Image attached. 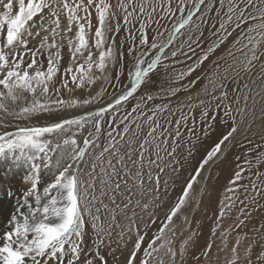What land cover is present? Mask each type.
I'll return each mask as SVG.
<instances>
[{
  "label": "snow or ice",
  "instance_id": "snow-or-ice-1",
  "mask_svg": "<svg viewBox=\"0 0 264 264\" xmlns=\"http://www.w3.org/2000/svg\"><path fill=\"white\" fill-rule=\"evenodd\" d=\"M132 3L133 0H128L127 4L124 0H118L115 6L125 13L123 16L125 24L130 22L129 18L136 11L135 8L131 12L128 11V5ZM218 3L220 7L216 9L217 15L225 7V3L227 4V12L225 13L226 19H222L219 28L215 33H212L217 36V40L210 44L203 51V54L196 59L195 66H189L186 71L178 73L175 79L182 80L185 76L193 73L227 41L228 37L240 30L239 35L236 36L227 50V55L231 57L232 63L228 64L223 70L217 63L211 75L206 78L207 83L202 90L204 95L211 97V101H219L216 105L217 109L223 107L225 117H230L232 120V126L207 152L199 167L196 168L195 174L187 182L178 202L171 208L166 219L161 222L158 232L154 234L147 247L143 248V257L139 258V264H151L156 259L154 254L160 253L161 250H164V255L175 256L172 241L167 238L166 233L172 231L170 225L173 218L187 203L193 185L197 182V178L201 175L205 165L221 153L222 147L225 146L226 142H230V139L239 130L236 117L232 115V105H237L235 112L240 116V123H244L246 117L253 119L256 117L257 104L262 105L260 111L262 118H264V0H218ZM189 4L191 7H188ZM202 6L204 12H201ZM213 7V0H178L176 8L173 9L172 0H166V6L161 5V10L165 14L161 19L176 17L177 12L179 16L176 17L171 29L167 31L166 39L158 40V38L164 37V33L157 31V35L152 37L151 43H149L145 32V24L142 22L139 30V43L143 50L134 56L135 63L128 71L129 84L124 87V90L118 96L114 97V103L119 105L132 97L146 82V78L149 77L150 73H153L162 60L168 58L169 54L172 58L177 57L179 54L191 59L192 57L188 56L183 48L187 46L189 52L195 54L192 44L199 47L203 36L200 24L195 21H203V17ZM45 10H47V16L44 15ZM93 10L96 17L95 25L92 22ZM155 11L156 8L153 7L152 12ZM139 12L141 14L145 13L143 5L139 7ZM197 13H200V15L198 16ZM148 15L149 22H151L152 13ZM61 16H65L67 20V25L64 27L61 25ZM37 18L40 20L39 27L50 33V35H44L40 39L39 45L35 49H30L28 47L29 38L34 35L32 29L36 26ZM114 19H117L116 12L108 0H0V126L8 127L5 121L9 117L28 119L42 112L59 111L62 105L75 107L79 104L87 105L91 103L95 97L82 101L78 99L66 101L58 98L60 88L55 86V77L60 71V64L63 59L61 51L63 44L57 42V37H60L61 40L67 39V47L70 53L71 63L64 70L65 77L71 75L72 83L77 88L85 84L91 85L98 79L106 78L104 74L109 63L115 67V38L113 37L112 43L106 46L107 34L113 31L110 21ZM204 22L206 23V21ZM46 24L47 26H45ZM233 24L234 27L229 30V26ZM242 26L245 27L242 28ZM93 28L94 37L91 35ZM73 30H75V35L71 37L69 34ZM182 30H188L187 40L183 41L178 48L171 49L170 46L173 45L178 34L183 35ZM119 31L120 24L117 23L115 32L118 33ZM194 32L200 33L195 40L192 38ZM129 35L131 36V33ZM35 36L39 37L40 32H36ZM92 40H94L95 49L99 52L96 59H93L91 50L93 44L90 41ZM134 41L135 37H133ZM233 48H235V53L232 51ZM134 50V47L129 48V55H132ZM152 50H154V54L149 59H145V57H149ZM44 52H47L46 69L43 68L42 61L37 59ZM85 53H87V57L83 60V63H79V58L83 57ZM29 56L31 62H26V57ZM120 58L123 59L122 52ZM218 59H223V57ZM257 65L259 70L253 77L252 83L259 80V90L251 89L249 84H244L243 88L249 91L243 94L244 104L239 106L241 97L237 95L235 100L229 99L227 82L231 81L238 84L241 74H251ZM97 72L100 75H96ZM122 74V70L116 73L117 81H119ZM199 79L200 77H197L196 81H192V85H195ZM62 86L68 87L66 78L63 80ZM187 87L185 86V90H187ZM177 91L179 89H173L169 94L175 95ZM231 91L238 92V89L232 88ZM53 95L57 98L54 99ZM256 97H261V99L257 100ZM147 99L151 100L153 97L149 95ZM249 100H251V107L248 103ZM204 103V100H200L201 105ZM53 105L56 107H53ZM111 107L113 105L109 104L108 108ZM167 107V105L157 106L153 110V115L156 111H163ZM106 111V108H100L96 115H102ZM133 111H136V109L134 108ZM207 115V110H205L202 116L207 117ZM83 119L84 117H74L47 126H17L15 132L6 131L0 134V158L5 157L7 153L10 154L15 163L18 164L22 161L24 165H30V174L26 179L31 180V188L25 191L24 196L32 197L35 195V206L29 204L28 200L25 199L24 203L28 206L27 212H22L21 208L17 207L7 222V228L0 232V264H52V261H56V264H64L65 257L69 253L71 258L67 260V264H108L105 255L101 251L103 238L100 234L104 232V223L99 215V208H96L95 213L92 211V201L96 199L95 195L91 199L88 198V188H91L92 185L82 182L77 176L78 169L73 166L84 158L91 140L85 138L81 147L77 144L76 139L69 137L64 139L62 144L58 143L55 147H52L50 141L42 139V136L46 133L64 131L66 125L82 126ZM151 119L152 117H149V120ZM212 119L215 120V116ZM181 120L186 121L187 117L176 120L175 138L182 135L180 131ZM248 123L251 124V119ZM207 127H210V125ZM95 128L96 132L99 133L101 130L99 120L96 122ZM194 128L195 122H193V128L187 130L191 134ZM123 132L128 133L129 128L125 126ZM154 132L155 128L150 131L149 135ZM108 135L111 137L112 133L109 132ZM164 142L167 143V141ZM112 143L114 141L110 140L109 146ZM145 143L140 144L142 150ZM173 143H175V139ZM58 149H63L61 157L56 161L58 172L55 174L53 181L44 187L42 197L36 194L41 165L35 163V161L43 159L45 161L44 167H48V154ZM174 151L175 149H173ZM104 152H109V147H105L97 159L102 158ZM41 154L43 155L41 156ZM169 155H173V153H169ZM142 158L143 151H141ZM157 159H162V157L157 154ZM261 162L264 161L257 160V164ZM150 163H155V161ZM137 175L139 176L140 173L138 172ZM256 175L259 177L260 173L257 172ZM239 179H241V172H237L230 183L235 184ZM101 183L107 184V181H101ZM82 184H86L83 191ZM115 187L119 189L120 186L117 184ZM252 188L254 191L256 190L255 183H253ZM228 191H233V189L229 188ZM53 192L55 194L50 195ZM81 200L85 201L84 207L81 206ZM85 214L91 216L92 229L97 235L91 256L82 254L81 250L87 223L84 219ZM223 214L222 208L221 216ZM112 220L115 222L114 216ZM116 226L120 227V225ZM132 226L134 225H130L129 230ZM108 227L110 228L111 224ZM214 232L215 230H213ZM110 234L108 233V235ZM143 241L144 236L137 235L134 247L128 256L127 264H136ZM238 243L239 241H237ZM211 247L212 245L209 243L204 252L205 256H207ZM232 252L233 258L228 264H236L239 259L236 255V247L232 248ZM82 255L83 259H81ZM250 255L251 246L246 250V256L250 257ZM257 261H264V252L257 256ZM159 264H165L163 257L159 259ZM248 264H251V259H249Z\"/></svg>",
  "mask_w": 264,
  "mask_h": 264
},
{
  "label": "rangeland",
  "instance_id": "rangeland-1",
  "mask_svg": "<svg viewBox=\"0 0 264 264\" xmlns=\"http://www.w3.org/2000/svg\"><path fill=\"white\" fill-rule=\"evenodd\" d=\"M108 1L110 3V0ZM113 9L116 11L115 6L113 7ZM198 14L199 13H197V15ZM44 15L47 16V10L45 11ZM81 15H83V13H81ZM178 16L179 14L177 15V17ZM166 19L167 18L161 19L160 23L157 24L156 28L153 27L152 33L148 38L149 43H151L152 37L157 35V31L159 32L162 31L163 22L166 21ZM92 22L93 25L96 24V17L94 10L92 12ZM110 23H111V27L114 28L116 27L117 20L116 19L111 20ZM118 23L120 24L119 21ZM39 25H40V20L39 18H37L36 26H34L32 29L34 35L33 37L29 38L28 47L30 49H35L39 45L40 39L44 35H50V33H47L43 29H41ZM61 25L62 27L67 25V20L65 16H61ZM45 26H47V24ZM36 32H40L39 37L35 36ZM111 33L112 36L108 37V39L106 40V46L112 43V38L114 37L115 38L114 50L116 56L115 67H113L112 64L109 63L108 69L104 74L106 76L105 79H98L93 84L91 85L85 84L80 88H77L76 85L72 83L71 75L65 77L64 70L67 67H69L71 63V58L67 47V39L61 40L60 37H57V42L63 44V48L61 49L63 54V59L60 64V71L57 73L55 77V86L60 88V93L58 98L66 101H71L72 99H78V100L80 99L82 101L84 99H91V97H95V99L92 100L91 103L87 105L79 104L74 108L62 105L60 106L59 111L42 112L40 113L42 115L40 114L33 115L28 119H23V118L13 119L12 117H9L5 121L8 127H3V126L0 127V134H3L6 131L15 132L17 126L19 127L47 126L48 123L51 124L53 122L54 123L57 122L56 121L57 118L63 115L65 116L69 114L73 115L72 117H68L66 119H72L74 117H84L83 121L81 122L82 126L66 125L64 131L55 132L53 137L42 138V139L50 141L52 147H55V145L58 143L62 144L63 140L69 137L76 139L77 144L81 147L83 146V140L85 138H89L91 140V143L87 149L84 158L78 164L73 165L74 168L78 169L77 171L78 178L82 182H86V184H91V183L100 184V181L106 180L105 177H101V176L103 175L104 172H106L108 165H110L109 163V161H111L109 158L110 150L109 152H104L102 158L97 159V157L100 156V154L103 152V149L105 147H109V149H111V147L109 146V141L113 140L114 133L119 127L118 125H120L121 121L125 119V117L128 118L129 115L134 114L135 111H133V109L135 108L137 110L138 105L141 104V106H143L142 109L145 110L144 113L146 114L150 113V116L153 115V110L156 109L157 106L162 107L164 105H167L168 106L167 109L163 111H156L155 116L158 115L159 117H167L168 112L171 113L170 115H173L174 117H177L179 119L186 116L187 117L186 121L181 120V122L184 123L188 121L190 123L196 120L198 121L199 117H201L200 113L202 112L201 110H203L202 107H204V106L201 107V104L199 102L201 100V97L198 98L194 97L193 95L194 88L192 87L193 85L185 83L190 79V77L193 74H196L197 71H199L200 67L196 68L197 69L195 70L196 72L194 71L190 75L185 76L182 80H176L175 76H168L167 74H165L169 68L178 70L192 60V58L187 59L185 56L180 59L179 54L175 58H172L169 54L167 59L162 60L158 68L153 73H150L149 77L146 78V82L127 101H123L121 102V104L116 105L113 100L111 103L104 105V107H98L100 106V104H102V102H105L106 99L108 98L112 99L113 95L118 96L119 92H121L126 82L129 81V77H128L129 68L135 63V60L133 58V60L122 71L123 74L120 76L119 81L116 80V76H115L116 73L121 71L120 53L122 52L124 56V50H126L127 47H130L133 44H130V42L127 40H120L122 37L119 38L121 35L119 32L117 33L115 32V30H113ZM198 34L197 36H199ZM74 35H75V30H73V32L69 34V36L71 37H74ZM91 35L94 37V28L92 29ZM90 42L93 44V47L91 49L93 52V59H96L98 58L99 52L94 47V40ZM174 43L173 45H175ZM173 45H171L170 48L173 47ZM192 47L194 49L193 45ZM225 47H227V44L221 45L220 48H218L212 55H210L209 59L206 60L204 63L213 60V57H215L218 53L222 52ZM172 49H175V47H173ZM142 50L143 49L140 46L136 54H138ZM21 51H23V49H21ZM183 51H186L188 56L190 57L193 56V53L189 52L188 49L184 48ZM152 54H154V50H152V52H150L149 57H145V59H149ZM46 55L47 52H44V54L41 57H38L37 59L42 61L43 57ZM86 57H87V53H85L83 57H80L78 62L83 63V60ZM174 60L179 62H175ZM26 62H31L30 56L26 57ZM203 64H201L200 66H202ZM165 65H167V67H165ZM43 68L46 69L47 66ZM96 75H100V73L97 72ZM254 76L255 75L250 74L249 77L246 76L240 78L238 84L232 83L231 81L228 82V85H230L228 86L229 95H233L234 97L232 100L236 99L237 95L240 93V89L243 94L249 91L248 89L243 88L242 84L244 85L247 83L249 84L251 89L258 90L256 88H258V83L260 81L256 80L255 83H252V79ZM65 78L68 80L67 88L62 86L63 80ZM185 86H188L187 90H185ZM232 88H237L239 93L237 94V92H232L231 91ZM173 89H179V91H177L175 95H170L169 93ZM97 93H99V95H97ZM74 94H76V96ZM149 95H151L153 99L151 100L147 99ZM189 97H191V99H189ZM53 98L55 99L57 97L53 95ZM256 99L260 100L261 97H256ZM208 101L209 103L218 102V101H211V97L210 100ZM241 102H242L241 106H243L244 104L243 98ZM249 103L251 104V100H249ZM109 104H112L113 107L108 108ZM204 105H206V101ZM261 106L262 105L260 104L256 105L257 110H256V117L254 119L251 117L245 118V122H244L245 126L244 128L242 127L243 131L237 135H234L230 139V142H226L225 146L222 147L221 153L218 154L219 157L218 156H217L218 158L216 157L217 159L214 161L213 165L209 168L206 176L204 177L203 172H205V168L209 163L205 165L204 169L201 172V175L197 178V182L193 185V189L191 190L187 203L183 206V208L180 210L177 216L173 218V222L170 225L172 231L167 232L166 236L172 241V247L174 249L175 256L164 255V250H161L160 253L154 254L156 256V259L153 260L151 264H159V259L161 257H163L165 264H218L219 259L221 264L223 263L228 264V262L233 258V252H231V250L233 247H235L234 244H229V246H226L227 248L224 247V249L226 248L225 250L223 248L222 249L219 248L218 250L216 249L215 244H213L214 247L213 249L216 250V256H215V258L217 259L216 262L212 261V258L210 257H205L204 252L207 249L210 236L215 233V232L212 233L213 230L215 229V231H217L218 228L220 230L219 232L227 231L230 227L229 225H231L230 222L233 220L231 218L229 219L228 217L236 218L238 214L239 215L243 214L244 216H246L244 217V219L239 220L241 223L243 220H246L245 218L248 217L250 218L249 220L251 221L254 220L257 222V224L261 226L259 229H256L257 232L255 231L254 233H258V235L260 234V238H258V242L261 243L259 245L262 246L264 242V162L257 164L258 159L264 161V155H261L264 154L263 153L264 118H262V114L260 111ZM53 107L56 106L53 105ZM100 108H106L107 111L102 115L97 116L96 113L99 112ZM89 113H91V115H89ZM234 116L236 117L239 128L240 116L237 113ZM250 119H251V124L249 125L248 121ZM98 120L100 121V125H101V130L99 133L96 132V128H95L96 122ZM224 122L225 121L221 119V121L218 123L223 125L222 123ZM227 122L225 123L227 127L225 131L212 132L210 130L206 133L207 130L206 127H204L190 134L188 130L182 131L180 129L182 135L180 138L175 139L177 142L174 144L176 147H178L179 151L178 150L174 151L175 153L173 151L169 152V153H173L174 156L170 155V157H168L169 154L168 153L163 157V159L166 162L170 159L168 161L169 164L171 162L176 163L174 167H178L179 162L182 161V164L184 165L182 166L183 170H179V173L182 174L183 177L182 181H180L181 183L180 182L177 183V178L175 177L176 175H173L174 177L173 176L171 177L173 179L164 178L163 176L166 174V172L169 169H167L166 172H164L162 175L158 174L165 179L164 182L165 181L167 182L165 186L163 187L160 186L155 189H152L151 192L148 189L144 194L146 201L145 204L133 203L132 205L135 206L131 209V211L130 209L126 211L125 215L128 217V219L130 217H134L136 221L134 226L131 227V230L129 229L128 231L126 230L125 233L126 240H132L134 239V237L135 239H137V236L135 235L136 229L141 228L143 226H145L144 227L145 229L147 225L150 224L152 218H154L153 215H156L157 219L154 224V226H156L157 229L156 232L150 234L151 235L150 237H145L142 234V236H144V241L142 246L143 248L147 247L148 243L152 240L154 234L158 232V229L161 226V222L166 219L167 214L170 212L171 208L174 207V205L178 202L179 197L183 194V189L186 187L187 182L191 179V176L195 174L196 168L199 167L201 161L207 155V152L210 151L211 148L215 145V143L219 141L220 137L231 128L232 120H229ZM108 131L112 132L111 137H109ZM211 132L213 134H210ZM173 135L175 137V132L173 133ZM176 144H178L179 146ZM62 153L63 152L55 151V152H50L48 154L49 155L48 164H52L51 167H53L54 169L56 168V161L61 157ZM42 155L43 154H41V156ZM113 155L114 153L111 154V156ZM40 160H42L45 163L43 159H38L35 161V163H38ZM96 162L98 163L97 164L98 166L93 171L98 173L97 177L92 175L93 165H95ZM161 162H163V160H161ZM241 169H243V171H241ZM237 172H241V179L237 180L235 184H231L230 181L234 179L235 174ZM257 172L260 173L259 177H257L256 175ZM173 181H175L177 184L174 183ZM253 183L256 184L255 191L252 188ZM86 184H82V191L86 187ZM93 184H91L92 187ZM180 184L183 185L181 186ZM167 187L170 188L166 190ZM171 188L173 190H170ZM229 188L233 189V191H228ZM88 192L90 193L89 188H88ZM152 192H154L156 196L154 195V193L151 194ZM90 197L91 195L89 194L88 198ZM163 197L164 198L167 197V201H164ZM7 198L10 199V197ZM96 198H98V196ZM81 202L83 203L84 200H81ZM149 203L150 206H147V204ZM142 207L146 208L147 210L146 211L139 210ZM222 208L224 212L223 216H221ZM110 212H114V211L111 210ZM189 212H190V217H189ZM258 214H262V215H258ZM85 216L84 219H88L87 218L88 215L86 217ZM235 221H237V219ZM129 225L130 223L127 226ZM247 225L248 224L244 226ZM88 231L87 230L85 231V235L83 237L84 239L90 238L91 229L89 231L90 233ZM173 232L175 233L174 235ZM243 237L244 236H241L240 239L241 238L243 239ZM146 239L147 241H145ZM108 241L112 242L113 238H110V240ZM116 241H119V238H116ZM111 246H113L112 243ZM125 248L127 249L128 245H126ZM118 251L119 250H117V252L115 253L113 252L114 254L110 255V259H108L109 257L108 255H105L108 264H116L117 261L114 259V257L116 258V256L118 255ZM89 254H93V252H89ZM236 255L237 256L240 255V253L237 252V250H236ZM241 257L242 256H239V259L236 261V264L240 263L239 260L241 259ZM256 258L257 256H255V261ZM125 261L126 258L123 260V262Z\"/></svg>",
  "mask_w": 264,
  "mask_h": 264
},
{
  "label": "bare ground",
  "instance_id": "bare-ground-1",
  "mask_svg": "<svg viewBox=\"0 0 264 264\" xmlns=\"http://www.w3.org/2000/svg\"><path fill=\"white\" fill-rule=\"evenodd\" d=\"M124 2L127 4L128 0H124ZM177 2L178 0H172L173 9L176 8ZM213 2H214L213 9L203 17V21L201 20L195 21L196 23L200 24V30L203 32V36L201 37V42H200L199 47H197L196 44H192L195 49V54H193L192 60L186 65L182 66L178 70L169 68L167 72L165 73L168 76H176L178 73L182 71H186L189 66H195L196 59L200 55L203 54V51L206 50L210 44L214 43L217 40V36L213 35L212 33H215L216 30L219 28V24L222 21V19H226L225 13L227 12V4L225 3V7L221 10L219 15H217L216 9L219 8L220 5L218 3V0H213ZM110 3L116 6L118 3V0H110ZM162 4L166 6V0H133V3L128 5V11L131 12L133 8H135L136 11L129 18L130 22L128 24H125L124 19H123V16L125 13L122 10H119L116 8V11H115L116 17H117L116 20H117V23L118 21L120 22L119 33L121 35L119 38L122 37L120 40H127L130 42V44H133L130 47H127L126 50H124V56H123V59H121V63H120L121 65L120 69L122 71L133 60L137 50L140 48V43H139L140 31L139 30H140L141 23L143 22L145 24V32L149 38V36L152 33L153 27L156 28L157 24L160 23L161 17L165 15L163 11L161 10ZM141 5L145 7V13L143 14L139 12V7ZM153 7L156 8L155 12H152ZM188 7H191V5L189 4ZM201 12H204V7H202ZM149 13H152L151 22H149V15H148ZM178 14L179 13L177 12L176 17ZM199 15L200 13L198 14V16ZM176 17H171V18L165 17L167 19L166 21L163 22L164 30L162 29L161 31V33H164V37L158 38V40L166 39L167 31L171 29L172 24L175 22ZM204 21H206V23ZM232 27H234V24L229 26V30H231ZM243 27L245 26H242V28ZM112 29L115 30V27ZM239 31L240 30H237L236 32L233 33L232 36L228 37L227 41H225L224 43V44H227V47H225L222 52L218 53L215 57H213V60H210L207 63H204L202 66H199L200 67L199 71H197L196 74H193L190 77V79L187 82H185L187 84H192L191 83L192 81H196L197 77H200L197 83L192 86L194 88L193 95L195 98L201 97V100L206 101V105L204 104L201 105V107L204 106L202 107L203 110H201L202 112L200 113L201 117H199L198 121L197 120L194 121L195 122L194 131L200 130L209 125L210 127H207L206 133L210 130L212 132L225 131V129L227 128L225 125V122L222 123L223 125L219 124L218 122H220L221 119L226 122L231 120L230 117L225 118L223 107H221L219 110L217 109L216 105L219 103V101L209 103L208 100H210V97L204 95L202 90H203L204 85L207 83L206 78L209 75H211L217 63L221 66V70L227 67L228 64L232 63L231 57L227 55V50L232 45V42L236 38V36L239 35ZM182 32H183V35L178 34V37L174 43L175 45H173V47L178 48L182 41L187 40L188 30H183ZM129 33H131V36L129 35ZM198 33L199 32H194L192 34L193 40L196 39V36ZM107 35L108 37H111L112 33L110 32ZM198 35H200V33ZM133 37H135L134 42H133ZM132 47H134L135 50L132 55H129L128 49ZM173 47H171V49ZM237 47H239V45H237ZM184 48L188 49L187 46H185ZM232 51L235 53V48H233ZM237 55L239 54L237 53ZM183 57L184 56L179 55L180 59ZM219 57H223V59H218ZM42 62H43L42 63L43 67H46L47 66V55L43 57ZM258 70H259V66L257 65V67L253 70L251 75H255L258 72ZM249 75L250 74L242 73L240 78H243L246 76L249 77ZM128 84H129V81L126 82L125 86H127ZM124 87L122 88L121 92L124 90ZM242 87H243V84H242ZM121 92H119V94ZM238 93L239 92H237V94ZM74 95L76 96V94ZM238 95L241 97V99L239 100V106H241V103H242L241 101H242V96H243L241 89ZM229 96H230L229 99L231 100L234 98L233 95H229ZM112 97H113L112 99L110 98L106 99L105 102H102V104H100V106L98 107H104V105L111 103L114 100L115 95H113ZM249 106L251 107L250 103H249ZM232 107H233L232 115L234 116L236 114L235 108L237 107V105L233 104ZM142 108L143 106H141V104L138 105V109L134 112V114L129 115L127 120L123 119L120 125H118L119 127L117 128L116 132L114 133V137H113L114 143L111 144L110 146L111 149H109L110 150L109 158L111 160L109 161L110 165H108L106 172H104L103 175L101 174L102 175L101 177H105L106 179L105 181H107V184L101 183L100 181V184L91 183L93 184V187L89 188L90 189L89 194L91 195V197L93 195H95V197L98 196V198L92 201V211L93 213H95L96 208H99L100 210L99 215L101 217V220L104 223V232L100 234L103 238V247L101 248V251L104 255H108L109 256L108 259H110V255L114 254L115 252H117V250H119L116 258L114 257V259L117 261L116 264H127V258L131 250L133 249L135 240H136L135 237L132 240H126V237H125L126 230L128 231V229L130 228V225H134L136 222L134 217H130L128 219V217L125 215L126 211L129 209L131 211V209L135 206V205H132L133 203H137V204L144 203L145 204L146 201H145L144 194L146 193V191L149 189L151 192L152 189H155L160 186L162 187L165 186L167 182L166 181L164 182L165 180L164 178L169 179L173 175H176L175 177L177 178V183L182 181V178H183L182 174L179 173V170H183L182 166L184 165L182 164V161L179 162L178 167H174L176 163L171 162L169 164L168 161L170 159L167 162L163 159V157L167 155L169 152H172L173 149H175V151L178 150V147L174 145L177 141L175 140V143H173V140L178 139V138H175L173 133L176 131V128H177L176 120H178L179 118L174 117L173 115H170L171 113L169 112H168L167 117H159L158 115L155 116L156 114L150 116V113L148 114L144 113L145 110ZM205 110H207V113H208L207 117L202 116V113ZM72 116L73 115H70V114L66 116L63 115L57 118L56 121L59 122L62 119H66ZM213 116H215V120L212 119ZM149 117H152V119L149 120ZM137 125H139V127H137ZM157 125L159 126L157 127ZM125 126L129 128V132L126 134L123 132V129ZM244 126H245L244 123L243 124L240 123L239 128H238L239 130L234 135L241 133L243 131L242 127L244 128ZM153 128H155V132L152 135H149L150 131ZM187 128L189 129L193 128V122L192 123H190L189 121L185 123L181 122L180 129L183 131V130H187ZM212 132L210 134H213ZM53 135L54 133H50V134L46 133L42 136V138H50V137H53ZM145 141H147V143H145ZM164 141H167V143H165ZM141 143H145V147L143 150L140 148ZM59 151L63 152V149H58L56 152H59ZM141 151H143L142 159H141ZM113 153L114 155L111 156V154ZM263 153H264V150H263ZM16 154L18 155V153ZM157 154L160 157H162L161 160H163V162H161L160 159H157ZM168 157H170L169 154H168ZM217 158H214L211 162H209V164L205 168V172H203L204 177L206 176L209 168L213 165L214 161ZM151 161H155V163H150ZM38 164H40L41 167L39 170V182L37 184L36 194H39L43 197L44 187H46L49 183L53 181L54 179L53 177L55 176V174H57L58 169L57 167L55 169L51 167L52 164H48V167H44V162L42 160H40ZM97 164L98 163L96 162L95 167H93L92 169V175H94L95 177H97L98 173L94 172L93 170L96 169V167L98 166ZM161 169H163V171H161ZM167 169L169 170L166 172ZM138 172L140 173L139 176L137 175ZM164 172H166V174L163 176L164 177L163 178L160 175H162ZM50 173H51V176H50ZM29 174H30V165H24L22 161L18 164L15 163L13 159L10 157V154H7V153L5 157L0 158V232H2L3 230L7 228L8 226L7 222L17 207H20L22 212H25V213L27 212L28 206L25 205L24 203L25 199L28 200L29 204L35 206V195H33L32 197L24 196L25 191L31 188V180L26 179V177H28ZM173 182L176 183L175 181ZM117 184H119L120 186L119 189H116L115 187ZM169 188L170 187H167L166 190H168ZM170 190H173V189L171 188ZM9 193H11V195H9ZM153 193L154 192H152L151 194ZM54 194L55 193L53 192L50 195H54ZM154 195L156 196L155 193ZM7 197H10V199H8ZM91 197L89 199H91ZM164 201H167V197L164 198ZM81 206L83 207L85 206V201L83 203L81 202ZM147 206H150V203L147 204ZM111 210H113L114 212H110ZM139 210L146 211L147 209L142 207ZM85 215L87 216V214ZM258 215H262V214H258ZM113 216L115 217V222H113L112 220ZM153 216L154 218H152L150 224H148L145 229H144L145 226L136 229L135 231L136 236L143 234L145 237H150L151 236L150 234H153V232H156L157 229H156V226H154V224L157 218H156V215H153ZM189 217H190V212H189ZM244 217L246 216H244L243 214L242 215L238 214L236 218L228 217L229 219L231 218L233 220L230 222L231 225H229L230 227L227 231L219 232L220 230L217 228V231H215L214 234L212 235L210 234L211 236H210L209 243H211L212 247H211V250L208 252L207 256L205 257H210L212 258V261L216 262L217 261V259L215 258L216 250L213 249L214 248L213 244H215V247L218 250L219 248L224 249V247L229 246V244H234L237 252L240 253L239 256H242L241 259L239 260L240 262L239 264H248L249 259H251L252 264H264V261H257V258L255 261V256H259L261 252H264V242L262 246L259 245L261 243L258 242V238H260V234L258 235V233H254L255 231L257 232L256 229H259L261 226L257 224V222L254 221L253 219H252L253 221L249 220L250 218L248 217L245 218L246 220H243L241 223L239 220L244 219ZM87 218L88 219H85V221L87 222L85 229L87 231L88 230L90 231L91 229V235H90V238L88 237L89 239L83 238L81 250H82V254L88 253L87 255H92V254H89V252L94 251L93 242H95V240L97 239V235L94 231H92L93 229H92L91 216L88 215ZM236 219L237 221H235ZM129 223L130 225L127 226ZM109 224H111L110 228L108 227ZM246 224L248 225L244 226ZM116 225H120V227H117ZM108 233H111V234L108 235ZM241 236H244L245 238L243 237V239L242 238L240 239ZM110 238H113L112 242L108 241L110 240ZM116 238H119V241H116ZM145 241H147V239ZM237 241H239L238 244H237ZM111 243L113 246H111ZM126 245H128L127 249L125 248ZM142 245H143V242H142ZM249 246H251L250 257L246 256V250L249 248ZM142 249H143V246H141V250L138 253L136 264H139V258L143 257ZM254 252H255V255H254ZM70 258H71V254L69 253L65 257L64 264H67V260ZM125 258H126V261L123 262ZM81 259H83V255ZM52 264H56V261H52ZM218 264H221L220 259L218 260Z\"/></svg>",
  "mask_w": 264,
  "mask_h": 264
}]
</instances>
